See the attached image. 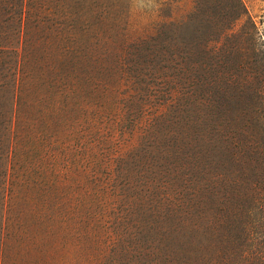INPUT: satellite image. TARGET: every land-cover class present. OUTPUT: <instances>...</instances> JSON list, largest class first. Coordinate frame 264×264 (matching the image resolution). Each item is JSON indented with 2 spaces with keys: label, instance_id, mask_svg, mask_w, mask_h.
I'll use <instances>...</instances> for the list:
<instances>
[{
  "label": "rangeland",
  "instance_id": "374dc122",
  "mask_svg": "<svg viewBox=\"0 0 264 264\" xmlns=\"http://www.w3.org/2000/svg\"><path fill=\"white\" fill-rule=\"evenodd\" d=\"M105 1L24 0L21 12L19 0H0V264H90V254L104 248L117 203L103 212L97 191L98 183L104 186L103 164L88 157L101 159L105 148L126 137L125 115L140 112L123 83L142 60L161 59L165 80L175 69L182 77L189 73L183 91L191 104L222 105L226 116L217 107L209 117L233 128L230 143L243 139V168L264 170V0H110V10ZM153 12L163 16L155 20L161 33L139 37ZM99 60L105 67L95 71ZM65 61H77L79 69L69 73L60 67ZM85 62L90 74H83ZM134 95L144 98V92ZM71 104H104L111 116L100 111L96 118ZM13 105L21 146L14 164ZM233 155L238 163L240 155ZM237 184L243 186L240 179ZM212 216L196 234L209 264H259L264 233L252 222L262 213ZM88 229L93 242H78Z\"/></svg>",
  "mask_w": 264,
  "mask_h": 264
},
{
  "label": "trees",
  "instance_id": "16d2710c",
  "mask_svg": "<svg viewBox=\"0 0 264 264\" xmlns=\"http://www.w3.org/2000/svg\"><path fill=\"white\" fill-rule=\"evenodd\" d=\"M17 5L22 12L24 0H19ZM103 5L110 10L113 4L106 0ZM153 13L150 15L153 21L146 18L139 26V37L153 40L161 33L155 20L163 16ZM125 16V22H130L129 12ZM19 23L21 26V20ZM186 58L191 59L190 50ZM160 63L161 59L142 60L138 62V72L127 75L123 85L127 86L130 101L140 107L136 109L140 112L125 115L131 125L125 132L126 137L105 148L101 159L88 157L94 164H103L104 186L98 183L97 190L103 212L117 203L113 216L117 223L112 226L115 229L103 237L106 244L98 255L90 254V264H209L199 249L201 240L196 239V234L203 220L216 213L226 218L232 214L240 217L255 211L262 213V218L252 223H257V229L261 227L264 233V170L243 168V139L235 137L237 142L230 143L232 135L228 131L233 128L209 117L217 107L223 108L226 116V109L220 104H205L200 109L197 104H191L190 93L183 91V86L189 87V82L185 85L189 73L182 77L179 69H175L165 80ZM94 64L95 71L105 67L102 60ZM17 66L19 61L14 62V69ZM56 66L57 62L49 65L51 69ZM79 66L77 61L60 63L69 73ZM84 66L86 72L81 67L83 74H90L93 70L90 62ZM143 68L147 70L141 72ZM168 83L170 86L166 87ZM160 85H165L168 91L162 93ZM138 92H144V98L134 95ZM71 107L81 112L91 109L96 118L100 117V111L102 117L111 116L104 104L94 108L87 104H71ZM50 108L53 111L58 106L50 104ZM18 112V105H13L9 118L10 132L15 138L9 142L13 164L20 157L21 149L18 130L13 124ZM232 133L235 136L240 131ZM86 148L84 145L85 151ZM233 154L240 155L238 163H234ZM237 179L243 186L237 184ZM92 233V229L86 230L78 242L92 243ZM257 257L259 264H264V252Z\"/></svg>",
  "mask_w": 264,
  "mask_h": 264
}]
</instances>
